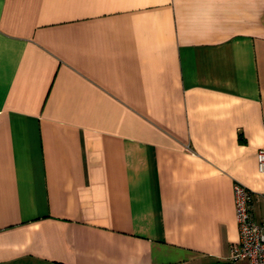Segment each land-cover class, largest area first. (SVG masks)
<instances>
[{"label": "crops", "instance_id": "obj_1", "mask_svg": "<svg viewBox=\"0 0 264 264\" xmlns=\"http://www.w3.org/2000/svg\"><path fill=\"white\" fill-rule=\"evenodd\" d=\"M262 149L264 0H0V264H230Z\"/></svg>", "mask_w": 264, "mask_h": 264}, {"label": "built area", "instance_id": "obj_2", "mask_svg": "<svg viewBox=\"0 0 264 264\" xmlns=\"http://www.w3.org/2000/svg\"><path fill=\"white\" fill-rule=\"evenodd\" d=\"M257 161L259 172L264 174V149L259 150ZM234 193L240 240L230 248V264H264V218L255 221L252 195L244 186L236 185Z\"/></svg>", "mask_w": 264, "mask_h": 264}]
</instances>
